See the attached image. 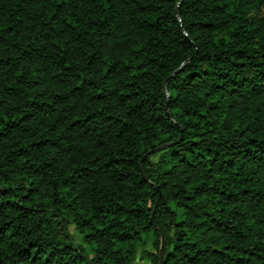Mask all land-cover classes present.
<instances>
[{"label": "trees", "instance_id": "1", "mask_svg": "<svg viewBox=\"0 0 264 264\" xmlns=\"http://www.w3.org/2000/svg\"><path fill=\"white\" fill-rule=\"evenodd\" d=\"M140 248L264 264V0H0V264Z\"/></svg>", "mask_w": 264, "mask_h": 264}, {"label": "rangeland", "instance_id": "2", "mask_svg": "<svg viewBox=\"0 0 264 264\" xmlns=\"http://www.w3.org/2000/svg\"><path fill=\"white\" fill-rule=\"evenodd\" d=\"M150 249H151V245L149 244L148 247H147V250H150ZM140 255H141V248L139 249V251L137 253V256H136V259H135L133 264H149L147 261H143L140 258Z\"/></svg>", "mask_w": 264, "mask_h": 264}]
</instances>
